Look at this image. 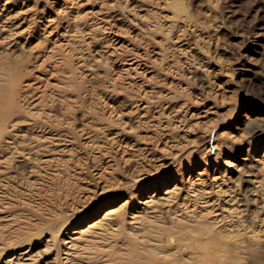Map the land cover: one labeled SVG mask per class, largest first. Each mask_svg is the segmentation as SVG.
Here are the masks:
<instances>
[{
    "label": "rangeland",
    "instance_id": "obj_1",
    "mask_svg": "<svg viewBox=\"0 0 264 264\" xmlns=\"http://www.w3.org/2000/svg\"><path fill=\"white\" fill-rule=\"evenodd\" d=\"M67 1L0 0V76L6 79L23 65L12 83L21 86L18 95L9 84L0 91V118L11 101L27 112L45 91L53 117L44 121L49 133L62 135L48 167L29 173L37 163L17 157L9 171L0 169V244L21 241L0 258L28 250L34 258L27 257V263H50L54 254L47 256L42 247L50 228L69 221L63 233L71 234L100 222L98 244L81 246L70 263L158 264L134 251L132 231L113 238L121 229L119 216L101 219L125 203L132 212L149 192L161 196L164 188L185 184L198 173L206 187H216L213 176L228 169L224 174L244 201L250 193L244 181H264V0H179L169 9L167 0ZM70 6L72 11L61 12ZM177 9L188 20L169 34L167 22ZM156 21L166 23L164 35L150 33L149 24ZM98 22L100 31L94 30ZM164 37L160 62L157 55L165 45L158 41ZM54 38L65 45L67 60L53 49ZM22 117L28 121L29 114ZM21 121L15 131L34 141V128ZM177 168L181 179L173 172ZM106 232L110 235L102 237ZM211 246L196 244L195 250L204 253ZM228 250L218 264L264 263L261 247L245 242Z\"/></svg>",
    "mask_w": 264,
    "mask_h": 264
},
{
    "label": "bare ground",
    "instance_id": "obj_2",
    "mask_svg": "<svg viewBox=\"0 0 264 264\" xmlns=\"http://www.w3.org/2000/svg\"><path fill=\"white\" fill-rule=\"evenodd\" d=\"M171 1H173L176 6L180 4L179 0H167L164 3V8L169 9L171 6ZM76 3L77 2H75V5ZM73 8L74 7L72 6L68 10L67 7V9L64 8L63 11H60L63 14H66L67 12L72 11ZM22 12L25 13L23 10ZM91 13L93 12H88V14ZM86 14L87 13L82 16L83 20L88 17V15ZM58 15V13L55 14L56 17ZM164 19L166 20V16L164 17ZM102 20L105 21L106 18ZM186 20H188V17L185 16L183 10L177 9L176 11H172L169 21L167 22L168 33L174 34V29L175 27H177L178 23L185 22ZM52 21H54V18H52ZM100 24L101 23H99L98 26H95L94 30H99ZM103 24H105V22ZM101 26L103 27L104 25ZM163 26H166V23ZM163 26L160 25L158 21L154 23L151 22L149 24L150 33L152 35H156V33L164 35L166 33V27L165 32H163ZM8 33L9 35H12L10 31ZM21 33L22 32H20V34ZM48 33L50 36H52V38L56 37V35H52V31H49ZM26 35L31 36V31H28ZM6 38L7 37L4 36L1 37V42L5 43L7 41ZM158 42L164 43L165 45L161 48L159 52L160 55H157L160 58V62H162L164 61L166 54V37ZM52 43L53 49H59L62 53L61 55L63 56V59L67 60L69 54L68 52H66L67 49L64 48L65 45H62V43L57 41L56 38H54ZM22 66L23 65L19 64L16 65L14 67L13 73H11L6 79H3L5 75L2 74V76H0V91H3L4 88L8 87L9 84L13 88V94L15 96L16 94L18 95L17 90H19L21 86L19 87V85L17 84V87L12 83L16 84L18 73L20 72ZM19 78H21V76H19ZM4 80L7 84H5V82H1ZM25 87H29L28 84L24 85V87L22 88L24 89ZM39 94L40 95L37 97L38 102L32 105L31 109L27 112H25L19 102H16L15 100L11 101V103L7 106V110L1 112L0 169L3 168L5 171H9L11 168V162L17 157L23 158L22 160L37 163L36 166L30 167L29 173H32V171L35 172V170L39 169V167L46 168L51 165V163H53L54 158L49 154L55 151V149H53L54 142L61 138L62 135L58 133H49V126L47 125L46 121L50 120L53 117V103L47 104L44 102L46 97L45 91H42ZM50 96L52 97V94ZM147 105L149 106L148 103ZM147 105H145V109L148 108ZM28 114V121H21V119L23 118L22 116L26 115L28 117ZM159 115H163V113L161 114L160 112ZM14 116V119L16 120H14L10 126H7V123H9V121L12 120ZM20 121L26 122L27 127L25 126V128H30V130L34 128L35 132L33 131L34 133H32V135H34L33 139L35 138L34 141H30V139H28L26 135L22 134L21 132L15 131L14 127L18 126L17 122ZM44 127H46L47 129ZM8 135L10 136V138H7L8 140H6L5 137ZM4 151L5 155H2ZM217 155L218 154L215 155V159H217ZM207 161H209V159ZM225 164H227V168L231 167L228 162H226ZM227 170L228 169H225L222 172V175H220L219 173V175L215 174L217 176H213L212 179L214 180L216 187L212 184L210 187H206V185L203 184L201 174L198 173L195 178L189 177L187 179H184L186 180L185 184L179 183L177 181L173 188H164L163 192L160 193L161 196H159L157 191L155 190H153V194L152 192H149L145 197V200L143 199V206H140L132 212H128L126 210L127 203H125V205H123L122 208L117 212L113 209L108 210L102 217L101 222L107 220L108 218H111L113 215L119 216L118 222L120 224L119 227L121 228L120 232L114 234H112V232L110 233L113 236L115 234L120 236L123 233L125 234L126 232L127 235L130 236L129 231H132L130 240L132 241L131 246H133L134 251L137 252V249L138 251H141L140 253H147L148 255H150V259L157 260L158 264H204V261L210 264H218L219 258H222V254H227L230 252V250H228L230 246H238L239 243L245 242L251 246H258L264 249V181H262L260 178V180H257L258 178H255L254 180L251 178H247L244 182L249 185L248 187H250V193L245 197V201L244 199L240 200L237 197L238 192L236 193V190L232 189L228 182V180L230 179L226 178V175L224 174L227 172ZM174 171L176 172L177 176H180L178 178L181 179L182 175H180L181 171L179 170V168L173 170V172ZM234 172L237 174L238 170L236 169V171ZM54 174L56 177L57 173H53V175ZM241 177L242 176H240V178ZM162 179L160 178L161 182H163ZM134 186L138 189V191L139 188H143L142 184H140L139 179L134 183ZM209 195L210 197H216L217 199L208 198ZM176 198L178 199L176 200ZM243 214L251 217L248 223H243V221L241 220ZM68 222L59 224V226L55 229L50 228V234L48 236L49 238L44 241L45 245H43L42 247H44L45 254L47 256L53 253L54 259L53 261H50V263L45 262L44 264H72L70 263V261L73 262L76 259L75 257L77 256L79 248H81V246L87 244H92L93 246L95 244H98V240L96 239L100 237L101 232L97 233L96 231L102 229H98L99 225L102 226V223H92V225H87V227L76 229L71 234L63 233L64 228ZM115 229L116 228H114L113 232H115ZM107 233L109 232H106V234H104L102 237H108L110 234ZM35 237L37 238L39 237V235H36ZM32 238L28 240L30 241ZM113 238H115V236ZM112 240L113 239H111V241ZM100 243L101 242L99 241V244ZM201 243H204L205 246H212L209 247L210 249L206 250V252L204 253L196 251V244ZM20 245L21 241L19 240L3 242L0 244V254L4 251H7V249L9 250L12 248H17ZM27 257L31 259L34 258V256L31 255V251L27 250L10 259H7L8 257L6 256L0 258V264H33L34 262L31 263V260H28L29 263L26 262ZM39 258H41V256ZM36 259L37 258H35V260ZM37 261L38 259L36 260V262ZM257 264H261V262H258Z\"/></svg>",
    "mask_w": 264,
    "mask_h": 264
}]
</instances>
